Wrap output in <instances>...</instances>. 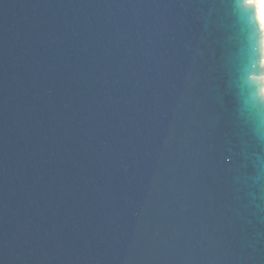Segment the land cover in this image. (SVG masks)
Instances as JSON below:
<instances>
[{
  "label": "water",
  "instance_id": "obj_1",
  "mask_svg": "<svg viewBox=\"0 0 264 264\" xmlns=\"http://www.w3.org/2000/svg\"><path fill=\"white\" fill-rule=\"evenodd\" d=\"M245 7L0 0V264H264Z\"/></svg>",
  "mask_w": 264,
  "mask_h": 264
},
{
  "label": "snow or ice",
  "instance_id": "obj_2",
  "mask_svg": "<svg viewBox=\"0 0 264 264\" xmlns=\"http://www.w3.org/2000/svg\"><path fill=\"white\" fill-rule=\"evenodd\" d=\"M237 6L241 9V12L244 15H247L249 18L251 17V8L245 7V5L255 4L258 9V18H259V25H260V32L264 35V0H236ZM261 46L264 47V38L261 39ZM261 64H264V57L261 58ZM251 103L258 106H264V102L260 101L256 97H252L250 100Z\"/></svg>",
  "mask_w": 264,
  "mask_h": 264
},
{
  "label": "clouds",
  "instance_id": "obj_3",
  "mask_svg": "<svg viewBox=\"0 0 264 264\" xmlns=\"http://www.w3.org/2000/svg\"><path fill=\"white\" fill-rule=\"evenodd\" d=\"M261 93L264 94V88L261 89Z\"/></svg>",
  "mask_w": 264,
  "mask_h": 264
}]
</instances>
